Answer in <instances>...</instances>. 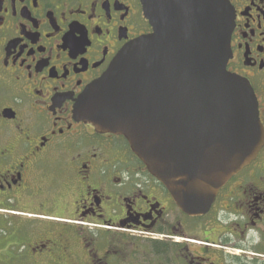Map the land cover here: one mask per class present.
Listing matches in <instances>:
<instances>
[{
  "label": "flooded vegetation",
  "instance_id": "af4514ba",
  "mask_svg": "<svg viewBox=\"0 0 264 264\" xmlns=\"http://www.w3.org/2000/svg\"><path fill=\"white\" fill-rule=\"evenodd\" d=\"M226 70L264 128V0H229ZM142 0H0L4 264H264V147L189 216L124 136L75 119L122 49L152 36Z\"/></svg>",
  "mask_w": 264,
  "mask_h": 264
},
{
  "label": "water",
  "instance_id": "95a60500",
  "mask_svg": "<svg viewBox=\"0 0 264 264\" xmlns=\"http://www.w3.org/2000/svg\"><path fill=\"white\" fill-rule=\"evenodd\" d=\"M154 26L119 53L75 119L124 136L189 216L205 215L264 147L248 81L231 75L229 0H142Z\"/></svg>",
  "mask_w": 264,
  "mask_h": 264
},
{
  "label": "rangeland",
  "instance_id": "374dc122",
  "mask_svg": "<svg viewBox=\"0 0 264 264\" xmlns=\"http://www.w3.org/2000/svg\"><path fill=\"white\" fill-rule=\"evenodd\" d=\"M2 215V213H0ZM2 225L0 224V229H1ZM0 248H2L1 243H0ZM2 256L0 255V264H4V262L2 261Z\"/></svg>",
  "mask_w": 264,
  "mask_h": 264
}]
</instances>
